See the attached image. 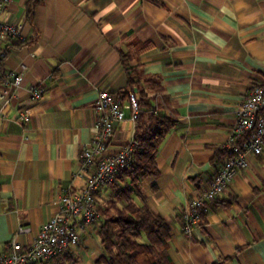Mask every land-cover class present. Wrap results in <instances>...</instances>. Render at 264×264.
Wrapping results in <instances>:
<instances>
[{
  "label": "crops",
  "instance_id": "0c3cea01",
  "mask_svg": "<svg viewBox=\"0 0 264 264\" xmlns=\"http://www.w3.org/2000/svg\"><path fill=\"white\" fill-rule=\"evenodd\" d=\"M0 20L23 35L0 60L3 72L23 75L15 89L0 84L13 94L4 108L0 100V253L12 239L30 243L64 190L83 187L74 173L99 91L139 96L143 85L152 105L177 120L158 149L159 175L142 181L147 204L170 225L173 262L264 264V151L248 155L192 236L182 230L184 208L222 163L237 104L264 77V0H12ZM124 62L149 82L129 84ZM35 84L45 90L38 102ZM135 132L136 122L119 123L109 151ZM96 197L104 204L111 190ZM22 226L30 230L19 233ZM98 231L50 264H102Z\"/></svg>",
  "mask_w": 264,
  "mask_h": 264
},
{
  "label": "built area",
  "instance_id": "2783aa9c",
  "mask_svg": "<svg viewBox=\"0 0 264 264\" xmlns=\"http://www.w3.org/2000/svg\"><path fill=\"white\" fill-rule=\"evenodd\" d=\"M11 3L12 0H0V16ZM22 40L20 25L0 20V57L6 55L7 45ZM22 77V72H3L0 69V84L10 89L17 88ZM29 90L33 102L41 100L45 93L44 88L37 84L31 85ZM12 98L10 92L0 91L2 108L9 105ZM94 109L97 113L94 132L80 150L74 173L84 180L83 187L79 191L64 190L59 198V211L41 224L30 243L12 239L0 253V264H40L58 258L72 250L80 242L82 234L99 230L101 214L96 191L115 182L120 169L132 164L137 142L130 140L113 151H109V145L119 123L126 119L137 121L140 107L137 96L132 92L126 101H122L118 94L100 90ZM30 114L31 109H25L19 118L27 120ZM235 114L232 129L221 146L226 155L219 169L209 183L190 198L182 212V230L188 236H192L201 224L207 205L229 187L238 171L248 167V155H260L264 151V77L251 81L236 106ZM29 230V227L22 226L19 233Z\"/></svg>",
  "mask_w": 264,
  "mask_h": 264
},
{
  "label": "trees",
  "instance_id": "16d2710c",
  "mask_svg": "<svg viewBox=\"0 0 264 264\" xmlns=\"http://www.w3.org/2000/svg\"><path fill=\"white\" fill-rule=\"evenodd\" d=\"M3 58L0 57V60ZM124 63L127 65L129 84L149 82V79L138 75L135 67ZM140 89L139 96L134 92L140 111L132 138L137 142L133 162L129 167L120 169L115 182L102 187L111 190V197L106 203L98 204L101 214L98 234L103 247L99 262L102 264H175L169 253L170 225L147 204L142 181L159 175L156 162L158 149L177 120L157 110L147 98L143 85ZM118 95L126 101L129 91ZM220 151L224 158L225 149L220 148ZM137 197L143 201L137 202ZM55 259L44 261V264H50Z\"/></svg>",
  "mask_w": 264,
  "mask_h": 264
}]
</instances>
